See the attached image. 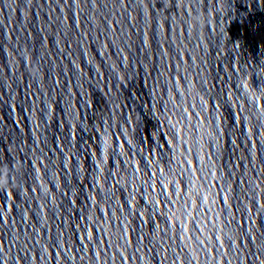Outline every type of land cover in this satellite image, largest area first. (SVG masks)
<instances>
[{"label": "water", "instance_id": "95a60500", "mask_svg": "<svg viewBox=\"0 0 264 264\" xmlns=\"http://www.w3.org/2000/svg\"><path fill=\"white\" fill-rule=\"evenodd\" d=\"M0 264H264V0H0Z\"/></svg>", "mask_w": 264, "mask_h": 264}]
</instances>
